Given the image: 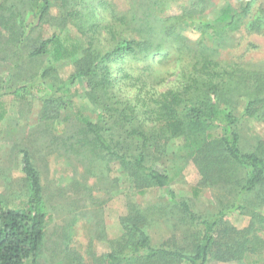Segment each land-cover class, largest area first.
Masks as SVG:
<instances>
[{
    "label": "trees",
    "instance_id": "trees-1",
    "mask_svg": "<svg viewBox=\"0 0 264 264\" xmlns=\"http://www.w3.org/2000/svg\"><path fill=\"white\" fill-rule=\"evenodd\" d=\"M134 1L137 11L132 8L125 15L111 17L109 22L102 13L95 12L99 7L103 11L109 7L105 0H98L96 8L90 3L83 5L85 0L59 2L60 7H79L78 17L91 19L89 30L106 31V42L114 44L100 52L91 48V44L83 49L66 45L54 34L32 48L30 59L50 53L52 61L60 63L78 56L74 73L58 89L60 96L43 99L40 120L52 130L53 122L62 124L68 119L67 114L74 113L77 123H71L69 130L62 127L57 137L51 133L60 142L64 155L75 158L86 172L98 159L117 163L124 180L131 184L128 195H144L150 188L158 189L191 225L201 226V233L191 243V250L152 247L141 226L142 216L130 214L122 248L107 255L93 254L92 264H209L213 259L239 262L254 252L249 235L253 228L235 230L224 222V217L236 209L246 211L249 195L264 186V149L259 145L252 151L244 150L240 134L242 119L264 122V73L239 63H222L217 55L226 46L221 42L224 34L240 26L253 0H245L239 11L224 5L210 22L204 20V14L212 7V0H188L179 5V13L173 14L164 13L169 8L167 0ZM21 2L35 7L38 23L43 22L51 4V0L17 1ZM5 3L7 0L0 2V13H10L11 20L10 15L17 14L22 6ZM0 18L7 21L2 23L6 27L8 20ZM262 27L260 17L247 25L251 31ZM183 28H191L200 38L192 40L183 35ZM132 32L136 35L131 36ZM126 57L148 59L147 80L143 89L138 90L145 97L135 94L133 106L129 101L123 102L119 95V82L123 79L114 76V64L119 62L121 69H118L123 72L122 62ZM171 58H175L176 68L172 86L160 92L146 91L150 77L155 85L163 83L168 72L158 70L157 66ZM50 69L40 74L41 81ZM77 82H86L85 94L97 107L95 121L77 107L70 91ZM32 89L30 84L11 86L9 81H0V120L6 114L2 106L4 96L26 100ZM239 106H242L240 112ZM171 144L173 147L169 148ZM18 153L24 198L13 206L9 198L0 195V264H41L51 218L45 188L30 152L20 149ZM167 156L192 163L200 178L199 186L236 192V202L201 220L191 205L172 189V176L155 166V161ZM73 186L77 191L84 187L78 180ZM243 198L247 206L238 202ZM65 242L58 244L61 263L85 264L81 255L64 247Z\"/></svg>",
    "mask_w": 264,
    "mask_h": 264
},
{
    "label": "rangeland",
    "instance_id": "rangeland-1",
    "mask_svg": "<svg viewBox=\"0 0 264 264\" xmlns=\"http://www.w3.org/2000/svg\"><path fill=\"white\" fill-rule=\"evenodd\" d=\"M18 0H7L9 6L15 4L22 6L21 15L0 13L6 18V27L0 18V81H9L10 85L19 86L30 84L33 86L32 94L26 100L15 99L11 95L2 98L5 117L0 120V195L12 201L13 206L24 198L21 190L20 149L28 150L35 166L42 174L45 188L50 220L46 228L44 252L41 264H62L59 243H64L72 252H76L85 264H92V255H107L120 250L127 236L126 225L131 215L142 216L141 226L150 238L152 247L192 248L191 243L201 233V226H194L181 215L167 198L158 189L150 188L144 195L129 193L130 182L118 169L117 163H107L96 160L92 168L86 172L84 167L75 158L69 159L60 149V142L52 138L51 133L57 137L62 127L69 130L71 123H77L74 113L67 114L62 124L53 122L52 130L47 128L45 121L40 120L43 99L48 96H60L59 87L68 81L74 73V57L67 61L54 63L51 54L30 59L29 53L40 41L49 39L54 34L61 37L69 46L87 48L90 45L94 50L105 52L114 43L106 42V31L96 32L89 30L90 20L78 17L79 7H60L61 0H51L49 12L43 22L35 21V7ZM23 1V0H22ZM109 7L103 11L102 7L96 9L105 20L111 17H120L127 11L138 10L134 0H105ZM166 0H164L165 2ZM169 8L164 13H179L180 4L188 0H167ZM245 0H212V7L205 12L204 20L212 21L217 17L221 7L229 4L239 11ZM2 2V0H0ZM20 2V1H19ZM72 2V1H70ZM98 0H85L83 5L90 4L96 8ZM65 5V4H62ZM17 12V10H13ZM72 11V12H71ZM70 12V13H69ZM99 13V14H100ZM71 14V16H67ZM97 16V15H96ZM260 17L264 23V0H253L249 13L241 19L240 26L232 31H226L221 42L225 47L218 52L217 59L222 63L234 62L242 64L245 68L264 73V27L259 31L247 29V25ZM22 25V26H21ZM21 27V28H20ZM183 35L192 40L200 38L191 28H183ZM136 33H131L135 36ZM106 37V38H105ZM18 38L21 41H18ZM37 42V43H36ZM174 57V56H171ZM175 58L158 63L157 69L168 72L161 85L150 77L148 89L163 91L172 86L175 77L172 73ZM114 64V76L121 77L119 82V95L123 102L135 105V94L145 97L138 90L147 80L148 59L137 60L130 57ZM157 61L154 63L156 64ZM118 64V65H117ZM50 67L49 75L40 80V74ZM128 75L129 78H126ZM158 81V80H156ZM86 82H77L71 86V94L75 96L78 109L92 121L96 120L97 107L91 103L85 94ZM143 89V88H142ZM141 89V90H142ZM82 96H79L82 94ZM242 106L237 107L240 112ZM241 147L252 151L257 146L264 149V122L252 118L241 121ZM64 125V126H63ZM172 144L169 148H172ZM155 166L167 171L173 178L171 187L178 197L185 199L201 220L225 209L227 204L235 201L236 192L229 193L227 188L199 186V176L196 168L189 161L178 158L163 157L155 161ZM79 181L84 185L79 191L74 183ZM194 188H198L195 191ZM264 186L249 195L250 205L243 210H233L224 217L230 227L242 230L252 226L250 238L253 239L254 252L246 254L241 261L215 260L209 264H264ZM128 192V193H127ZM127 196L129 198H127ZM130 199V202H129ZM247 200L240 199L244 204ZM236 202V201H235ZM230 211V209H229ZM67 234V239L65 238ZM256 237V238H255ZM128 253L125 250V253ZM65 264V263H64Z\"/></svg>",
    "mask_w": 264,
    "mask_h": 264
}]
</instances>
